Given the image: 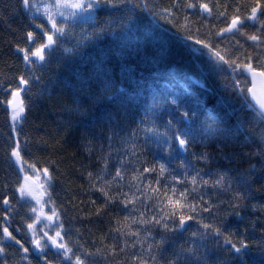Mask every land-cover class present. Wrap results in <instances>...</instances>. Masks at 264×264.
Masks as SVG:
<instances>
[{
  "label": "snow or ice",
  "instance_id": "obj_1",
  "mask_svg": "<svg viewBox=\"0 0 264 264\" xmlns=\"http://www.w3.org/2000/svg\"><path fill=\"white\" fill-rule=\"evenodd\" d=\"M0 25L23 63L0 71V264H264V0H16ZM65 70L57 135L33 140ZM213 76L208 108L185 81Z\"/></svg>",
  "mask_w": 264,
  "mask_h": 264
},
{
  "label": "trees",
  "instance_id": "obj_2",
  "mask_svg": "<svg viewBox=\"0 0 264 264\" xmlns=\"http://www.w3.org/2000/svg\"><path fill=\"white\" fill-rule=\"evenodd\" d=\"M16 0H0V11H3L5 8V5L12 6L14 5ZM150 2H153V0H150ZM154 2L160 4L161 7L169 4L171 0H154ZM223 2V0H221ZM195 20V17L192 18ZM149 20H151L152 27L156 28L160 33L172 35L176 32V28L173 27V25L168 24L166 21L160 20H152L151 17H149ZM12 24L13 28L17 27V24L24 23V21L21 20L19 16L15 17L14 20L9 21ZM183 21L180 20L179 23H182ZM200 23H203V21L196 22L194 27L199 26ZM210 23L217 24V29L219 27L223 26V22H217L215 20V17L211 18ZM4 25H0V71L7 74L9 77L13 75H18L20 71L23 70V63L22 59L18 58L17 56L11 55L7 51V42L9 40H12L13 37L9 35L7 32L3 31ZM254 29H248V31H253ZM204 31L202 30L201 38L204 36ZM19 34V33H17ZM115 34L110 37L111 41H115ZM231 40V37L226 36L224 38V41H215L216 43H221L222 46H227L229 41ZM21 45L23 46V41H20ZM110 47H115L116 45L110 44L107 45ZM207 59V57H205ZM5 62L9 65H12L11 71H9L8 68L4 67ZM77 63H79V58H77ZM76 67V65H73V68ZM227 73H223L222 76H226ZM70 76V71L65 70L63 75L59 78V80H56L54 84L52 85V91L51 96H45L42 100H38L36 106L34 107L32 113L29 115V120L25 124L24 130L26 132H29V134L32 136V139L35 140L38 136H44L45 138L48 137V135H57V123H58V106L61 102L67 101L69 93L68 89L65 87V84L63 83L64 79L66 77ZM0 79H3V76H0ZM197 79H202L199 74L197 73ZM185 83L189 86V88L206 104L208 108H213V106L216 104L217 99L222 94L223 89L221 87L222 81L218 79L217 77L213 76L210 77L207 80L206 87H201L200 84L194 83L191 80H186ZM13 86H15V82L13 83ZM7 87V85H5ZM210 88L211 90H207ZM34 90V89H33ZM41 118L43 119V124L41 126L40 131H36L35 129L31 128V125L33 122L39 123L41 121ZM8 131V125H7V112L4 110L3 106H0V156H2L3 153V147L5 143V136ZM64 129L61 128L58 135H63ZM71 141V137H69V143ZM21 142L23 143V136H21ZM69 143H66L65 147L67 151H72L73 146H69ZM35 151V149H33ZM47 155V153H45ZM77 159H81V157H77ZM86 162V161H85ZM74 181L73 186L78 187L81 184L86 183V181L79 177H72L71 178ZM62 185H57L56 193H58L61 198L64 197V192L62 191ZM55 195V194H54ZM2 199V197H0ZM15 203V201H13ZM60 201H58L59 203ZM21 215L23 214V208L21 209ZM20 215H17L15 218V221H19ZM99 222L93 221L92 223H89L88 221H84L83 224L77 223L74 225V228H83L85 226L92 227L94 224H98ZM15 222L13 224V227H15ZM195 226V225H194ZM74 237V233H73ZM19 238V237H18ZM82 239H89L87 237V233H85L84 237ZM35 264V262H34Z\"/></svg>",
  "mask_w": 264,
  "mask_h": 264
},
{
  "label": "water",
  "instance_id": "obj_3",
  "mask_svg": "<svg viewBox=\"0 0 264 264\" xmlns=\"http://www.w3.org/2000/svg\"><path fill=\"white\" fill-rule=\"evenodd\" d=\"M258 90H259V86H258Z\"/></svg>",
  "mask_w": 264,
  "mask_h": 264
}]
</instances>
